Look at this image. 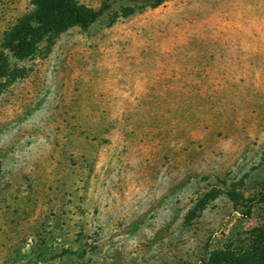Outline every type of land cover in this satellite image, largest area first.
Returning a JSON list of instances; mask_svg holds the SVG:
<instances>
[{
    "label": "rangeland",
    "instance_id": "1",
    "mask_svg": "<svg viewBox=\"0 0 264 264\" xmlns=\"http://www.w3.org/2000/svg\"><path fill=\"white\" fill-rule=\"evenodd\" d=\"M78 1L102 9L89 27L8 55L27 72L0 88V264L245 251L264 225V0ZM31 8L0 0V36Z\"/></svg>",
    "mask_w": 264,
    "mask_h": 264
},
{
    "label": "trees",
    "instance_id": "2",
    "mask_svg": "<svg viewBox=\"0 0 264 264\" xmlns=\"http://www.w3.org/2000/svg\"><path fill=\"white\" fill-rule=\"evenodd\" d=\"M131 4L142 2V8H156L166 0H126ZM32 8L19 16L0 36V88H5L18 78H23L27 70L11 67L8 55L14 60L34 57L43 43L49 44L57 35L72 27L85 29L102 13L78 0H30ZM134 13L125 9L121 16ZM209 119V118H208ZM203 117H191L194 127L204 123L205 128L213 122ZM210 120V119H209ZM192 123V124H193ZM194 130V129H193ZM252 240L245 251L218 250L210 253L211 264H264V225L253 229Z\"/></svg>",
    "mask_w": 264,
    "mask_h": 264
},
{
    "label": "crops",
    "instance_id": "3",
    "mask_svg": "<svg viewBox=\"0 0 264 264\" xmlns=\"http://www.w3.org/2000/svg\"><path fill=\"white\" fill-rule=\"evenodd\" d=\"M8 258H10V256L8 255Z\"/></svg>",
    "mask_w": 264,
    "mask_h": 264
}]
</instances>
